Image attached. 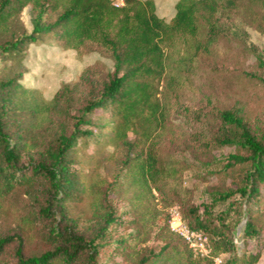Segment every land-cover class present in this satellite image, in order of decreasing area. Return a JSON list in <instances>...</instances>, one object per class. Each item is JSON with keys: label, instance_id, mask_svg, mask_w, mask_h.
<instances>
[{"label": "trees", "instance_id": "1", "mask_svg": "<svg viewBox=\"0 0 264 264\" xmlns=\"http://www.w3.org/2000/svg\"><path fill=\"white\" fill-rule=\"evenodd\" d=\"M239 1L176 0L172 16L166 19L157 14L153 0H123L122 6H114L110 0H0V55H20L26 44L49 34L64 48L76 51L95 43L109 51L114 63L113 73L100 91L72 116L71 129L59 132L44 149L43 157L27 170L18 166V159L33 146L32 133L41 123L37 116L55 103V97L46 102L37 89L26 88L14 77L0 82V197L38 179L47 184L37 216L50 243L38 253H26L19 233L0 235V264H96V239L116 219L107 200L112 190L140 212L143 226L148 222L154 192L179 169L176 159L161 154L164 138L173 130L159 87L163 80L169 85L179 75L173 69L171 49L181 43L194 49L193 54L181 55L175 61L178 66L186 65L203 43L209 44L220 32V14ZM246 2L253 8L264 5V0ZM26 6L31 10L28 32L19 21ZM258 63L264 69L261 56ZM98 109L110 116L94 119ZM17 110L22 115L19 119ZM221 116L235 128L232 136L224 139L237 146L228 157L230 165L240 166L241 178L234 189L219 192L213 200L224 201L233 194L241 199L240 243L211 227V206L205 204L201 215L192 209L191 221L182 220L191 229L214 234L207 255L194 254L185 242L165 240L158 251L141 255L133 264H211L213 257H223L224 253L229 255L222 259L223 264L258 261V252L246 253L244 249L248 239L264 229V208L248 206L258 199L259 186L264 185V135L257 137L232 112L224 110ZM100 136L113 147L124 146L126 153L116 178L95 188L83 184L68 165L78 146L92 139L97 143ZM88 193L95 208L92 220L97 225L88 235L95 232L94 236L82 234L67 211L69 203L82 200Z\"/></svg>", "mask_w": 264, "mask_h": 264}, {"label": "rangeland", "instance_id": "2", "mask_svg": "<svg viewBox=\"0 0 264 264\" xmlns=\"http://www.w3.org/2000/svg\"><path fill=\"white\" fill-rule=\"evenodd\" d=\"M153 1L159 16H172L176 0ZM246 1L251 0H240L237 6L220 14V32L209 44L203 43L186 65L178 66L175 61L181 55L193 54L194 49L182 43L171 49L173 69L179 75L169 85L163 80L159 87L173 130L166 134L161 154L176 159L179 169L164 179L160 191L154 192L144 226L140 212L134 211L124 196L114 190L108 193L116 219L96 239V264H133L141 255L158 251L165 240L185 242L169 226L173 206L185 221H191L192 209L201 215L203 205L211 206V227L240 243L241 199L237 194L224 201L213 198L219 192L234 189L241 178L240 166L230 165L228 157L237 151V146L224 139L232 136L235 128L222 118L221 112L238 115L253 134L264 135V69L258 63V56L264 60V5L253 8ZM30 19V6H26L19 15L26 32L31 28ZM113 69L106 49L95 43L86 44L80 51L66 49L49 34L26 44L20 55H0V82L14 77L26 88L37 89L46 102L55 97V103L37 116L41 123L32 133L33 146L23 151L18 166L27 170L43 157L44 149L59 132L71 129L72 116L80 113L84 104L100 91ZM17 112L19 119L22 115ZM92 116L108 118L110 113L98 109ZM22 120L23 123L25 118ZM96 140L97 143L87 140L73 151L68 169L83 184L102 188L118 175L126 148L106 144L102 136ZM46 186L38 179L29 186H16L0 197V235L19 233L26 253H38L50 245L37 216ZM257 197L249 202V208H264V185L259 186ZM67 211L82 234L95 235H88L97 226L92 220L95 208L90 194L69 203ZM221 212L227 213L218 218ZM206 236L210 247L214 234ZM187 248L191 249L188 244ZM244 250L258 252L259 259L254 264H264V229L257 237L248 239ZM228 255L221 257L226 259Z\"/></svg>", "mask_w": 264, "mask_h": 264}, {"label": "built area", "instance_id": "3", "mask_svg": "<svg viewBox=\"0 0 264 264\" xmlns=\"http://www.w3.org/2000/svg\"><path fill=\"white\" fill-rule=\"evenodd\" d=\"M114 6H122L124 4L123 0H110ZM170 228L177 232L192 249V251L199 255L205 256L209 252V247L207 245V236L201 231L191 229L187 224H185L180 216V213L176 206L170 208ZM211 264H223L221 256L213 257Z\"/></svg>", "mask_w": 264, "mask_h": 264}]
</instances>
